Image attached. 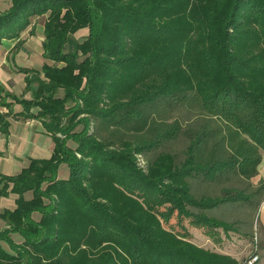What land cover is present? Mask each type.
I'll return each instance as SVG.
<instances>
[{
	"label": "trees",
	"instance_id": "obj_1",
	"mask_svg": "<svg viewBox=\"0 0 264 264\" xmlns=\"http://www.w3.org/2000/svg\"><path fill=\"white\" fill-rule=\"evenodd\" d=\"M43 15L42 56L51 64L18 68L29 99L0 87L7 109L0 132L8 134L9 117L37 119L54 146L48 159L0 175V197L17 195L15 207L0 213V264H239L191 242L182 221L219 240L217 231L236 226L207 211L249 201L231 190L197 199L189 179L201 172L213 180L218 167L243 179L257 174L258 151L264 153V0H11L0 12V45ZM83 28L87 36L68 51L69 35ZM194 99L229 122L227 160L217 159L219 140L206 150L210 131L190 141L179 164L162 152L144 173L131 156L158 140H112L146 129V108ZM13 104L22 110L13 113ZM61 164L65 179H57ZM145 203L166 206L149 210Z\"/></svg>",
	"mask_w": 264,
	"mask_h": 264
},
{
	"label": "rangeland",
	"instance_id": "obj_2",
	"mask_svg": "<svg viewBox=\"0 0 264 264\" xmlns=\"http://www.w3.org/2000/svg\"><path fill=\"white\" fill-rule=\"evenodd\" d=\"M40 22L43 18L39 19ZM34 40L35 39H31ZM78 34L69 36L67 50H74L75 45L83 41ZM38 40L36 39V42ZM181 103L170 102L168 105L162 104L156 110L150 108L145 109L148 114V124L146 129L138 134L126 131L118 134L112 140L120 143V139H126L133 143L135 139H152L158 140V145L153 146L151 150H145L143 153H135L131 156L135 167L142 172H147L149 161L155 158L159 153L168 152L174 155L175 162L179 164L186 156L185 150L190 141L195 136H201L204 133L213 131L214 137H208V146L206 150L211 149L216 140L220 144L216 146L218 160H227L229 158V122L216 118L208 114L194 100L180 101ZM97 122L91 119L89 130L95 129ZM81 128V125L77 129ZM111 132V131H110ZM108 130L99 131L102 137H106ZM212 133V134H213ZM212 136V135H211ZM242 137V135H241ZM68 144L73 147L74 144L69 141ZM117 144V145H118ZM77 157L80 155L77 153ZM222 156V158H221ZM121 163V162H120ZM229 168V162L227 164ZM222 168L218 167L215 179H204L203 173L199 172L197 179H189L192 194L197 198H216L222 197L225 190L242 191L244 195H248L249 201L246 199L238 202H225L207 211V215L220 219L225 222H234L236 232L223 233L217 231L219 240H213L204 234L200 227L191 226L186 220H183V226L188 231L189 240L194 244L217 252H227L235 257L239 264H244L254 255L257 260L253 264H264V235L259 228L258 218H261L258 208L259 200L264 195V184L258 173L250 179L241 177L228 172H220ZM222 173V174H221ZM68 177V168L65 164H61L57 171V179H65ZM119 194L133 197L130 193L123 189H119ZM139 200V195H134ZM149 210H164L165 204H144ZM169 224H175V215L170 219ZM164 227L166 224H163ZM177 229V227H175ZM256 237V241L255 238ZM15 241H19V237L13 236ZM5 249H9L7 245L2 243Z\"/></svg>",
	"mask_w": 264,
	"mask_h": 264
},
{
	"label": "crops",
	"instance_id": "obj_3",
	"mask_svg": "<svg viewBox=\"0 0 264 264\" xmlns=\"http://www.w3.org/2000/svg\"><path fill=\"white\" fill-rule=\"evenodd\" d=\"M10 6L11 0H0V12L8 10ZM40 18H43L42 22H40ZM45 18L46 15L31 18L30 25L18 36L2 40L0 45V87L4 92L29 99L31 94L25 90V75L19 72L18 68L40 69L44 63L51 64L42 56L41 43L44 39L43 23ZM76 34L83 39L87 36L88 29H80L69 36ZM31 39H35V41ZM11 108L13 113L22 110L18 104H13ZM0 112L6 113L7 109L0 107ZM8 122V134L0 132V175H16L28 166L31 159H48L51 156L53 140L40 120L9 117ZM258 153L260 154V164L257 166L259 180L264 178V153L260 150ZM30 197L31 192L24 194L25 199ZM16 198L17 195L12 193L7 197H0V213L6 209H13ZM259 211L261 218H258V222L264 235V198L260 203ZM4 227L5 222L0 218V230ZM220 253L229 255L227 252Z\"/></svg>",
	"mask_w": 264,
	"mask_h": 264
},
{
	"label": "built area",
	"instance_id": "obj_4",
	"mask_svg": "<svg viewBox=\"0 0 264 264\" xmlns=\"http://www.w3.org/2000/svg\"><path fill=\"white\" fill-rule=\"evenodd\" d=\"M256 241V237L254 238ZM257 260V256L254 255L253 257H251L248 261H246L244 264H253L255 261Z\"/></svg>",
	"mask_w": 264,
	"mask_h": 264
}]
</instances>
